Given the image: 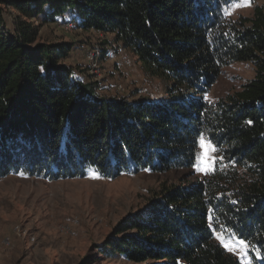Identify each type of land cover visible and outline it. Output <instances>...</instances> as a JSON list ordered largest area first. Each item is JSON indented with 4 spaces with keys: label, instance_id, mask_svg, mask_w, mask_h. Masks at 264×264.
<instances>
[{
    "label": "trees",
    "instance_id": "1",
    "mask_svg": "<svg viewBox=\"0 0 264 264\" xmlns=\"http://www.w3.org/2000/svg\"><path fill=\"white\" fill-rule=\"evenodd\" d=\"M236 1L7 0L113 34L170 85L157 100L102 97L63 62L72 44L37 42L30 26L12 32L0 8V179L191 168L203 136L216 149L212 169L123 217L100 248L133 264H243L220 239L233 238L264 264V5L234 20ZM244 61L256 76L208 101L222 69Z\"/></svg>",
    "mask_w": 264,
    "mask_h": 264
},
{
    "label": "rangeland",
    "instance_id": "2",
    "mask_svg": "<svg viewBox=\"0 0 264 264\" xmlns=\"http://www.w3.org/2000/svg\"><path fill=\"white\" fill-rule=\"evenodd\" d=\"M262 0H237L228 8L230 18H251ZM6 27L30 26L37 42L70 43L64 63L85 82H95L102 97L132 101L166 97L168 80L146 72L113 34L86 31L66 19L46 21L29 16L7 0H0ZM257 74L251 61L234 62L207 93L215 102L241 90ZM204 138V137H203ZM199 140L198 158L191 168L165 172L143 170L102 177L89 170L74 178L48 179L12 173L0 179V264H133L100 246L126 215L143 207L166 187L192 184L212 169L216 155ZM203 169V170H202ZM243 264H256L248 246L239 239L220 238Z\"/></svg>",
    "mask_w": 264,
    "mask_h": 264
},
{
    "label": "snow or ice",
    "instance_id": "3",
    "mask_svg": "<svg viewBox=\"0 0 264 264\" xmlns=\"http://www.w3.org/2000/svg\"><path fill=\"white\" fill-rule=\"evenodd\" d=\"M201 146L203 147L204 146V138L203 136H201ZM209 149L211 151H216V149L214 147H212L211 145H208ZM203 170V169H202Z\"/></svg>",
    "mask_w": 264,
    "mask_h": 264
}]
</instances>
